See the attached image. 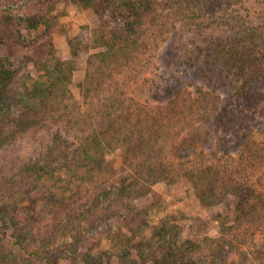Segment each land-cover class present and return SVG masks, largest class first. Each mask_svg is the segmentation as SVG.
Returning <instances> with one entry per match:
<instances>
[{"label":"rangeland","instance_id":"obj_1","mask_svg":"<svg viewBox=\"0 0 264 264\" xmlns=\"http://www.w3.org/2000/svg\"><path fill=\"white\" fill-rule=\"evenodd\" d=\"M51 1L45 13L38 10L40 4L44 7L41 0H0V4L7 2L24 12L37 10V15L50 14L55 19L44 37L43 25L33 30L27 26L29 20L17 27L14 20L4 21L0 11V34L11 23L10 28L19 31V37L0 45V66L17 68L9 83L8 94L12 95L19 89L21 75L33 77L42 72L40 68L35 72L33 65L48 56L45 42L50 38L53 53L73 61L68 92L60 103L71 110V120L77 119V125L45 114L27 129L3 135L10 133L15 115L1 120L0 181L13 177L16 183L21 163L36 156L46 159V144L58 128L72 125L68 136L72 148L80 153L69 154L68 161H63L68 167H61L41 184L37 204L23 203L20 192L13 194L14 200L22 202L16 208L24 222L13 224L5 215L0 220V240L20 238L25 251L7 252V261L153 264L151 258L167 240L180 251L186 241L189 245L190 241L215 239L222 246L237 235L239 240L231 239L232 262L227 264L242 262L241 252L249 264H255L262 240L261 221L227 231L231 222L222 227L220 215L228 212L224 206L228 202L203 205L190 182L189 169L196 163V155L199 164H211L221 172H235L240 167L245 180L264 192V170L251 155L255 149L259 154L264 151V53L250 64L261 73L262 85L251 84L249 97L242 98L240 106H225L226 91L217 86V80L238 76L236 70L219 71L221 54L216 49L221 33L264 45V0H174L184 15L175 4L156 0L133 51L124 57L117 55L119 62L103 72L97 69L104 48L95 42L96 11L71 0ZM211 73L219 77L211 79ZM177 93L175 106H168L167 101ZM260 108L262 115L257 113ZM18 112L15 105L13 114ZM92 134H97L93 147ZM193 136L195 141L190 143ZM140 138L148 140L138 145ZM241 138L252 145L243 155ZM217 142H222L221 147L210 156L211 146ZM86 149L93 162L101 159L98 169L86 166L80 155ZM100 150L105 153L103 159L97 156ZM77 182L81 183L79 192ZM128 183L132 184L127 199L114 201L111 189ZM61 197H68V203ZM115 207L121 211L114 213ZM82 210L89 212L78 215ZM122 253L126 260L118 257Z\"/></svg>","mask_w":264,"mask_h":264},{"label":"trees","instance_id":"obj_2","mask_svg":"<svg viewBox=\"0 0 264 264\" xmlns=\"http://www.w3.org/2000/svg\"><path fill=\"white\" fill-rule=\"evenodd\" d=\"M44 7L41 4L38 6L40 12L48 13L49 6L52 5L51 0H41ZM74 3H80L84 7H90L96 11V27H95V42L96 44L103 46L104 50L99 55V64L97 69L101 72L104 69H112L119 62L117 55L124 57L130 55L133 51V47L137 45V36L141 26L148 22L147 17L153 13L156 0H71ZM170 6L174 5V0H165ZM175 9L180 10L181 15H184V9L180 4H175ZM1 14H4V21L16 22L14 26L22 25L25 21H29L27 26L31 29H36L37 26L43 25L44 37L49 34L50 30L55 25L54 15L51 16L45 14L37 15V10H24L16 9V6L7 2H1L0 4ZM32 19V21H31ZM147 19V21H146ZM201 21V20H200ZM203 21V20H202ZM201 21V22H202ZM204 22V21H203ZM7 27L2 34H0V45L8 43L10 40H14L19 37L18 28L12 30L11 25ZM153 35V34H152ZM239 39L251 41L248 46L246 43L240 44ZM45 46L48 49V56L44 59H39L34 62V71L37 72L40 68L42 72L37 75H21L22 78L18 80L19 89L12 95L8 94L9 83L15 76L17 68H13L11 64L0 66V123L3 119H9L12 116L10 133H3V135L14 134V131L25 130L32 124L34 120L46 116H50L52 119H65L66 122H73L71 120V110L63 107L60 101L68 92V87L71 82L72 72L74 70L73 61L64 60L57 57L52 50L50 38L46 40ZM217 53L221 54L220 65L222 66L219 71L226 72L236 70L237 79L221 78L217 73H211V79L216 80L217 86L225 88V106L234 105L240 106L242 102H239L242 98L246 99L248 88L262 85V76L258 72V69L250 66L253 61L264 53V45L260 42H253L249 38H240L231 36V34H219V41L217 44ZM263 64V63H261ZM112 65V66H111ZM29 79V83L27 80ZM260 80V81H259ZM262 82V83H261ZM101 83V81H99ZM262 94L259 95V99ZM179 93L174 94L171 100H168V106L173 107L177 103ZM15 105L18 106L19 112L13 114ZM166 107V106H164ZM224 108V107H223ZM221 111V110H219ZM222 112V111H221ZM232 113V111H230ZM259 115H262L263 109L257 110ZM49 114V115H48ZM76 117V116H73ZM219 117V116H218ZM211 117H209L210 119ZM214 123H217L216 115L213 116ZM70 122V124H71ZM72 124L77 125V119ZM66 126V125H65ZM58 128L53 134L50 143L46 144L47 158L40 160V157L34 159H28L18 167L19 176L18 182H14L13 177H5L0 181V220L6 215L8 220L13 224L24 222V218L20 219V213L16 208L17 203L37 204L40 199L38 196V190L41 184L49 177H53L54 172L60 171L61 167H68L66 162L69 154L77 151L76 147L72 148L71 140L69 139L68 132L73 129ZM76 127V126H74ZM1 129V127H0ZM75 129H78L77 127ZM74 129V130H75ZM90 135V134H89ZM217 135V134H215ZM77 137L74 134V138ZM97 138V134H92L89 139ZM211 139V136H208ZM207 138V139H208ZM148 139L140 138L138 145L147 142ZM242 140V138H241ZM73 141V140H72ZM195 141V137H191L190 143ZM77 142V141H76ZM222 142L214 143L211 146L210 156L215 155L216 150L220 149ZM75 144V142H74ZM77 146V145H76ZM91 147L97 146L96 139H94ZM252 148L250 143H244L243 140L239 143V149L242 151L245 148ZM75 149V150H74ZM91 149V148H90ZM95 149V148H93ZM92 151V149L90 150ZM89 151V152H90ZM88 150L81 152V156L86 160L87 164L92 167L99 166L101 159L96 162L92 160V153L89 154ZM253 160L257 161L264 170V151L259 154L257 150L251 151ZM77 153H80L77 152ZM76 153V154H77ZM105 153L100 150L97 151L98 158L103 159ZM64 160H67L65 163ZM196 163L192 164L189 169V179L191 184L196 190V194L199 197L200 202L203 205L213 206L215 203H221L223 201L228 202L224 204L228 212L221 214V224L224 227L225 223H229L228 229L234 230L240 228L242 224L248 227H253L255 221H261V242L258 252V261L255 264H264V192L257 190L252 184L245 180V175L242 174L241 168L236 169L235 172L222 171L220 168L212 166L211 164H199L197 155L195 156ZM242 162L239 158L238 164ZM60 163V167H59ZM245 164L242 165V168ZM84 173H89L85 165ZM89 169V168H88ZM98 169V167H97ZM132 183L123 184L120 187H113L110 191V195L114 194V201L119 199H127V192L130 191L129 187ZM79 192L80 182L75 184ZM22 186V187H21ZM17 187H19L17 189ZM20 192L21 201L14 200L13 194ZM61 201L68 203V197H61ZM112 203V202H111ZM117 203V202H114ZM125 203V202H123ZM5 207V208H4ZM126 210V209H125ZM115 211H121V208H114ZM89 212V210L79 211L78 215H83ZM127 212V211H126ZM125 219V218H124ZM1 227V226H0ZM166 231L170 228H165ZM231 232V231H230ZM18 232L16 231L15 234ZM233 233V232H232ZM81 235V234H80ZM79 235V240L81 239ZM77 238V237H76ZM233 238L239 240L237 235H233ZM231 238V239H233ZM227 245H222L218 240L208 239L205 243H195L187 241L184 246L183 242L178 245L181 247V252L172 248V240L165 241V246L162 245L159 251L151 258L153 264H227L232 262L231 256L233 254L231 242ZM20 238L12 240H0V262L4 264H12V261H7V252L15 251L16 253L25 251L20 245ZM8 244H10L8 248ZM12 246H15L13 250ZM165 247V248H163ZM163 248V249H162ZM184 252V253H183ZM2 254V255H1ZM4 254V255H3ZM6 254V255H5ZM198 254V255H197ZM185 257H184V256ZM197 255V256H196ZM242 262L238 264H249L247 262L246 254L242 253ZM196 256V257H194ZM120 259H127L125 255H119ZM230 257V259H229ZM241 258V259H242ZM240 259V260H241ZM95 261L91 264H95ZM236 264V263H234Z\"/></svg>","mask_w":264,"mask_h":264}]
</instances>
